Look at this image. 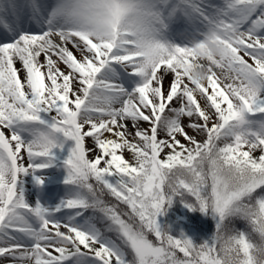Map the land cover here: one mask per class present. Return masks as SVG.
I'll list each match as a JSON object with an SVG mask.
<instances>
[{"label": "snow or ice", "instance_id": "6c2138e0", "mask_svg": "<svg viewBox=\"0 0 264 264\" xmlns=\"http://www.w3.org/2000/svg\"><path fill=\"white\" fill-rule=\"evenodd\" d=\"M0 264H264V0L0 2Z\"/></svg>", "mask_w": 264, "mask_h": 264}, {"label": "rangeland", "instance_id": "374dc122", "mask_svg": "<svg viewBox=\"0 0 264 264\" xmlns=\"http://www.w3.org/2000/svg\"><path fill=\"white\" fill-rule=\"evenodd\" d=\"M0 2H3V0H0ZM20 2H24V0H20ZM183 31V29H179L177 30V32L174 34L173 38L179 42L180 39H181V36H180V32ZM203 62V61H202ZM205 64V67H207V63L203 62ZM218 71V70H217ZM219 74V72H218ZM22 78V76H21ZM260 114H256V117L254 118H257L259 117ZM220 146H223L222 144ZM257 155H259V153H257ZM127 158V157H126ZM50 188H53V189H56L58 190L59 188L63 187L62 185H57V184H52V185H49ZM53 195H55V191L52 193ZM189 216L191 217H194L196 219H200V220H208L209 221V226L212 227L213 224H212V221H211V218L210 217H204V216H201L199 213H189ZM187 222V221H185ZM238 227H240L241 229L243 228V225H238Z\"/></svg>", "mask_w": 264, "mask_h": 264}, {"label": "trees", "instance_id": "16d2710c", "mask_svg": "<svg viewBox=\"0 0 264 264\" xmlns=\"http://www.w3.org/2000/svg\"><path fill=\"white\" fill-rule=\"evenodd\" d=\"M241 230H244V227L241 229ZM258 241V237H256L253 242H257Z\"/></svg>", "mask_w": 264, "mask_h": 264}, {"label": "bare ground", "instance_id": "6f19581e", "mask_svg": "<svg viewBox=\"0 0 264 264\" xmlns=\"http://www.w3.org/2000/svg\"><path fill=\"white\" fill-rule=\"evenodd\" d=\"M202 61H203V60H202ZM203 62L207 63L206 61H203Z\"/></svg>", "mask_w": 264, "mask_h": 264}]
</instances>
